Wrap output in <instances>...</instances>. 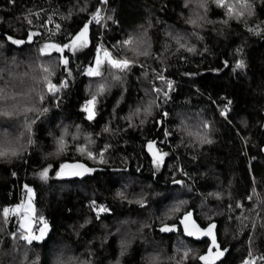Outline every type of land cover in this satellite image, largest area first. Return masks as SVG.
<instances>
[{
  "label": "trees",
  "instance_id": "obj_1",
  "mask_svg": "<svg viewBox=\"0 0 264 264\" xmlns=\"http://www.w3.org/2000/svg\"><path fill=\"white\" fill-rule=\"evenodd\" d=\"M252 3L253 14L246 23L245 18L223 23L226 9L208 0L206 14L197 21L201 26L196 27L187 22L196 18V11L192 4L185 7V0H107L106 5L98 0H0V67L21 73L29 70L32 61L50 59L39 54V47L67 42L91 20L89 45L75 53L65 50L71 75L52 53L56 66L49 79L56 84L66 80L67 87L60 89L58 99L44 88L45 98L37 103L48 112L26 114L34 123L31 133L25 130L21 137L23 152L0 158V264H54L57 255L68 264H152L151 256L157 257L156 264H203L199 256L207 252L210 241L186 238L180 226L184 213L191 210L201 227L217 226V243L221 250L227 249L214 264H242L253 258L255 264H264L260 259L264 257V0ZM96 8L104 11L99 24L90 15ZM258 26L260 35L248 31ZM29 32L37 33L31 42ZM139 32L142 43L149 46L148 55L136 56L132 49L126 50L132 44L120 43L129 35L140 37ZM6 35L25 43L5 42ZM176 35L182 37L184 48L172 38ZM97 44L135 61L128 71L118 73L121 81L111 80L106 63L101 77L87 75L86 69L95 63ZM238 59L243 60V68L236 67ZM158 73L172 81V89L167 98L161 93L158 106L145 115L144 106L156 96L153 85L167 90L165 81L156 79ZM103 78L110 86L89 121L83 110L89 90ZM24 79V85L19 78L12 81L18 86L14 90L31 83ZM226 104L227 118L221 115ZM137 108L141 110L134 114ZM201 122L209 124L199 131L207 133L210 144L182 130V123L195 131ZM8 123L0 118V133L7 129L15 135ZM61 125L69 126V132L79 125L81 135L92 141L94 153L110 145L104 150V162L84 157L74 148L57 153L54 137L60 135ZM29 135L32 144L26 143ZM150 141L155 142V151L168 153L159 168L152 163ZM77 161L98 170L84 179L56 175L61 164ZM48 165V178L41 180L38 174ZM173 180L183 181V186ZM25 185L34 191V229L39 231L43 216L48 230L31 245L16 241L19 250L14 251L8 233L16 231L20 222L10 213L4 224L3 209L25 200ZM179 200L185 203L171 216L169 209ZM92 201L110 211L99 213L97 219ZM164 225H175L176 230L163 232ZM184 246L191 249L187 259H182ZM212 251L215 254L216 249Z\"/></svg>",
  "mask_w": 264,
  "mask_h": 264
},
{
  "label": "snow or ice",
  "instance_id": "obj_2",
  "mask_svg": "<svg viewBox=\"0 0 264 264\" xmlns=\"http://www.w3.org/2000/svg\"><path fill=\"white\" fill-rule=\"evenodd\" d=\"M10 3H13L14 0H9ZM212 3L217 5L218 7L226 9L225 17L222 22L227 23L228 19H236L240 20L241 18H246L253 14L254 5L252 0H211ZM98 3L101 5H106L107 0H98ZM189 4L193 5V10L196 11V18L189 17L187 20L188 23L200 27L201 25L197 23L199 19H202L203 16L199 13L198 9H204L205 12L207 11L208 0H185V7H188ZM80 11H84V8H80ZM92 20H95L97 24L100 23L101 19V10L100 8L94 9L92 13H90ZM107 19H111V16H108ZM51 18H49V21ZM31 23V21H28ZM89 23L91 20L86 21L82 28L72 35L67 42H48L43 44V46L38 48V52L40 55H46L50 57L47 62L44 61H32L30 63L29 70L26 72H17L13 68L8 67H0V81H3L0 84V118H3L5 123H8V127L14 128L16 130V134H10L7 129H5L2 133H0V158L4 159H11L13 157H18L20 153L24 150V144L21 143V137L24 135L25 130L30 134L31 124L34 123V119L29 118L26 114L29 112H40V113H47V107H40L37 103L42 102L45 98L44 88L47 89V92L51 94L52 98L58 99L57 93L60 91L61 88L67 87V81L61 80L59 84L51 82L49 79L56 66V60L51 59L53 51L57 54V58L60 64L64 66V70L71 75V70L68 68L69 59L66 55H64L65 50L72 51L75 53L78 47H83L89 43ZM56 28L59 29L60 25L57 24ZM248 31L255 32L256 35H260L261 29L259 26L256 29L248 28ZM37 33L29 32L27 34V40L29 42L32 41V38ZM177 45L180 48H184L185 44L181 43L182 37L179 35L172 37ZM5 42H11L13 45H21L25 43L23 39L14 38L11 35H6L4 38ZM135 41V46L132 48V51L135 55H148L147 49L140 50L139 45L143 42L141 37H133L131 35L128 36L127 39L121 41L120 43L123 45H131ZM3 45L0 44V47ZM95 47V63L94 65L89 66L86 69L87 75L90 77H101L102 72L101 68L106 63L109 66V76L111 77L112 81H121L122 77L118 73H124L130 69V66L135 62L132 59H128L124 56H115L113 53L105 48L102 44H97ZM188 51H193L192 47H188ZM13 63H15V58H13ZM227 64V62H225ZM236 67L243 68L244 62L243 60H236ZM37 69L40 71L37 73ZM115 69L116 71H111ZM17 78L20 80V85L25 84V79L27 78L28 81H31L30 84H27L23 88V90H14L18 86L13 84L12 81H15ZM156 79L165 81L167 85V90L156 87L153 85L152 91L156 93V96L148 101L147 105L144 106L143 111L145 115H149L153 106H158L156 101L159 99L160 94L162 93L165 98L168 97L169 90L172 89V81L168 80L162 74H157ZM37 84L40 85L39 91L37 90ZM110 86V82L107 78H103L101 82L96 85V90L93 92L92 97L90 100L86 101V105L84 107V111L87 113V119L91 121L94 118L93 112V105L97 99V93L103 92L106 87ZM231 101H228L230 104ZM58 106V105H57ZM140 108L135 110L134 114H138L140 112ZM21 113H24V118L21 120L19 117ZM228 113V106L227 104L224 106V110L221 112V115L227 118ZM163 116H167L168 113L164 112ZM38 118V117H36ZM144 121L141 120V124ZM61 132L58 137H54V141L57 145L56 152L60 153L64 151L68 147L69 141L66 137L70 136L73 142L78 141L79 136L81 135V130L79 125H75V131L69 132V126L61 125ZM207 129L209 124L207 122H201L195 126L196 130L193 131L192 128L188 126H183L182 123V130L187 133L190 137H195L200 143H212V141L208 138L207 133H201L199 131L200 128ZM105 132L108 131L107 127L103 129ZM165 135H169V133L165 132ZM27 144H32L33 141L29 137L26 140ZM85 143H92L91 140L88 139V136L85 135ZM85 143H75L74 146L76 150L80 151L83 154H86L89 159H99L101 163L104 162V150H106L110 145H105L104 149H101L98 153H94L92 150L85 147ZM149 151L152 152L153 161L152 163L157 167H161L164 163V157L168 155L166 152L162 151H155L154 150V142H149ZM51 165L44 167L41 172L38 174L41 180H47L48 178V171ZM95 169L89 168L84 164L81 163H73L67 164L63 163L60 165L59 170L56 172L57 176H83L85 173H92ZM139 171V169H137ZM182 171V169H181ZM15 175V173H13ZM173 183L179 184L183 186V181L181 180H173ZM27 192L29 194V200L26 204H18L14 208L5 207L3 209V223H8L9 214L13 215H20L21 220L19 223V228L16 231L8 233L10 238L12 239L13 243V250L18 251L19 246L15 243L18 240L24 241L27 245H31L33 241H40L44 238L47 230L48 225L47 221L44 219L43 216L39 217L40 222L42 223V227L39 229V234L33 231L32 227V215L34 214V207L32 204L31 197L34 195V191L28 185H25ZM117 195L123 196L122 192H118ZM214 195L219 196V193H215ZM252 199V197H248ZM259 198V197H257ZM185 201L179 200L176 202L174 206L169 209V212H176L180 210V205L184 204ZM91 204L93 205V211L97 213V219L99 218V213L109 212L108 209L104 205L97 206L96 201H92ZM239 206V205H238ZM87 222V221H86ZM180 223L183 225V233L189 237H197L206 236L211 238V246L208 248L207 252L203 255L199 256V260L203 262V264H214L215 260L218 259L220 256L223 255L227 249H220L219 244L217 243L216 236L213 232V229L216 227L214 223L209 224L206 228H201L195 220L192 219V212L186 211L180 220ZM83 225H81L82 227ZM254 227V226H253ZM163 232H172L176 230L175 225H164L161 229ZM0 231H3L0 228ZM2 242V241H0ZM249 242L251 243V237H249ZM216 249L215 254H213L212 248ZM125 246L122 242L121 244V252L123 253ZM27 249H24L22 255L24 260H27ZM179 251V249H177ZM191 249H188L186 246L183 248V257L182 259H187L189 252ZM249 256L251 257V248L249 249ZM152 264H156L157 257H152ZM261 260H264V257H260ZM23 264V261L20 262ZM32 264H35L33 261ZM54 264H68V261L62 259L60 255H57ZM86 264H91L90 261L86 262ZM179 264V262H178ZM242 264H255V258L242 262Z\"/></svg>",
  "mask_w": 264,
  "mask_h": 264
},
{
  "label": "rangeland",
  "instance_id": "obj_3",
  "mask_svg": "<svg viewBox=\"0 0 264 264\" xmlns=\"http://www.w3.org/2000/svg\"><path fill=\"white\" fill-rule=\"evenodd\" d=\"M198 11H199V13H200L201 15H202V14L204 15V12H205L204 9H198ZM103 13H104V11H101V16L103 17V18L101 19V21H104V14H103ZM205 14H206V12H205ZM93 21H95V20H93ZM138 35H139L140 37H141V36L143 37V34H141L140 32H139ZM144 38H145V37H144ZM88 39H89V36H88ZM144 44L146 45V42H145ZM144 44L141 43V44L139 45L140 50L143 49L142 47H144ZM88 45H89V43H88L87 45H84L83 47H78L76 51H80V50L86 48ZM103 46H104V45H103ZM131 46H135V44H132ZM104 47L107 48L106 46H104ZM145 48L148 49L149 46L146 45ZM107 49H108V48H107ZM129 49H132V48L130 47V48H127L126 50H129ZM53 53H55V52L53 51ZM136 56H137V55H136ZM122 78H123V77H122ZM107 88H108V87H106L105 90H104L103 92H98V93H97V99H96V101L94 102V105H93L94 117H95V115L97 114L96 103H97L98 100L100 99V96H103V95H104V93H105V91L107 90ZM95 90H96V87L91 88V89L89 90L90 99H91L92 94H93V92H94ZM131 123H132V124L135 123V118H134V117L131 118ZM81 136H82V135H80L78 141H75V142H73V141L71 140V137H70V136L66 137V139L69 141V143H68V147H67L65 150H67V149H71V148L76 149L75 146H74L75 143H85V135H83L82 137H81ZM87 136H88V135H87ZM88 139H89V136H88ZM56 146H57V145H56ZM85 147L88 148V149H90V148H91V143H90V144H89V143H85ZM154 148H155V147H154ZM90 150H91V149H90ZM76 151H77V153L83 155L84 157H87L86 154H83V153H81V152L78 151V150H76ZM87 158H88V157H87ZM59 177H64V176H59ZM33 198H34V195L31 197L32 204H33V207H34V214H33L32 217H31V219H32V227H33V231L36 232V234H39V231L36 230V229H34V227H35V225H36V214H35V213H36V210H35V206H34ZM28 200H29V194H28V192H27V196H26L25 200L22 201L20 204H26V203L28 202ZM141 201H142V200H141ZM168 214H171V216H173V212H168ZM168 216H169V215H168ZM169 217H170V216H169ZM18 219H19V222H20V220H21V216H20V215H18ZM40 224H41V227H42L43 225H42L41 222H40ZM169 226H171V225H169ZM125 243L128 244V241H125ZM152 257H154V256H151V258H152Z\"/></svg>",
  "mask_w": 264,
  "mask_h": 264
},
{
  "label": "water",
  "instance_id": "obj_4",
  "mask_svg": "<svg viewBox=\"0 0 264 264\" xmlns=\"http://www.w3.org/2000/svg\"><path fill=\"white\" fill-rule=\"evenodd\" d=\"M154 147H155V142H154ZM74 163H81V164L86 165L89 168H93V167H90L89 165H87L86 163L81 162V161H77V162H74ZM70 164H73V163H70ZM93 169H95L94 172H92V173H85L83 176H70V177L69 176H65V177L68 178V179H84V178H87V177L93 175L98 170L97 168H93ZM191 212H192V219L195 220L196 223L201 227V225L196 220L195 212L193 210H191ZM180 226H181L182 231H183V225L181 223H180ZM201 228H203V227H201ZM213 232H214V234L216 236V240H217V226L213 229ZM184 235H185L186 238H189V239H192V240H197V241L209 240L210 243H211V238L210 237L200 236L199 238H197V237H189L186 234H184Z\"/></svg>",
  "mask_w": 264,
  "mask_h": 264
}]
</instances>
